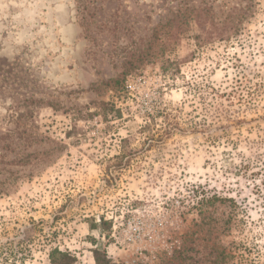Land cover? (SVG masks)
Masks as SVG:
<instances>
[{
	"label": "rangeland",
	"instance_id": "1",
	"mask_svg": "<svg viewBox=\"0 0 264 264\" xmlns=\"http://www.w3.org/2000/svg\"><path fill=\"white\" fill-rule=\"evenodd\" d=\"M182 1L0 0V264H264V0L162 53Z\"/></svg>",
	"mask_w": 264,
	"mask_h": 264
},
{
	"label": "trees",
	"instance_id": "2",
	"mask_svg": "<svg viewBox=\"0 0 264 264\" xmlns=\"http://www.w3.org/2000/svg\"><path fill=\"white\" fill-rule=\"evenodd\" d=\"M82 6V12L87 9L83 4V0H77ZM214 1L207 2L202 6L190 5L187 0L182 1L178 8L171 12L170 17L166 19L163 24H159L157 30L153 32V38L159 42L160 52H169L175 49L182 37H189L196 41L197 45L204 46L214 40L223 41L232 35L231 29L235 32L238 30L236 22L241 20L240 9H232L225 14L223 20H214L213 16H210ZM83 4V5H82ZM88 6L91 3L87 4ZM243 9V8H242ZM83 19V18H82ZM134 67L131 63H127V71L122 72L121 76H124L128 71ZM120 79L109 81L106 85L111 89L116 90L119 85ZM96 228H108L112 229V222H107L104 219H100L98 224H91L90 229ZM24 235V234H22ZM95 245V241H92ZM216 253V251H215ZM94 264H112L111 260L107 256L105 249L94 248L92 251ZM186 252H179L175 260H185L187 258ZM223 260L228 259L229 255L222 250L218 253L217 258ZM49 264H75L76 259L67 252H62L58 248H54L48 255ZM214 261H217L214 259ZM225 264L224 261H222ZM164 264H173L164 263ZM214 264V263H213ZM218 264V263H216Z\"/></svg>",
	"mask_w": 264,
	"mask_h": 264
}]
</instances>
